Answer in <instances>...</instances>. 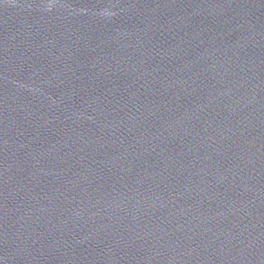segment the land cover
<instances>
[{
  "label": "water",
  "instance_id": "1",
  "mask_svg": "<svg viewBox=\"0 0 264 264\" xmlns=\"http://www.w3.org/2000/svg\"><path fill=\"white\" fill-rule=\"evenodd\" d=\"M0 264H264V0H0Z\"/></svg>",
  "mask_w": 264,
  "mask_h": 264
}]
</instances>
